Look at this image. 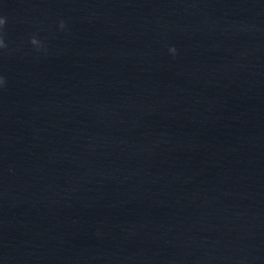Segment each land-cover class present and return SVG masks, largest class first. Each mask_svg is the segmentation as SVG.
I'll return each mask as SVG.
<instances>
[{
    "label": "clouds",
    "instance_id": "1",
    "mask_svg": "<svg viewBox=\"0 0 264 264\" xmlns=\"http://www.w3.org/2000/svg\"><path fill=\"white\" fill-rule=\"evenodd\" d=\"M6 21L3 18H0V28H2L5 25ZM60 27L63 28L64 27V23L63 21H61L60 23ZM31 44L35 45V46H39V41L36 38H32L30 41ZM6 47V45L4 44L3 39H0V48ZM170 52H172L173 54L175 53V49L174 48H170L169 49ZM4 80L2 77H0V84H3Z\"/></svg>",
    "mask_w": 264,
    "mask_h": 264
}]
</instances>
